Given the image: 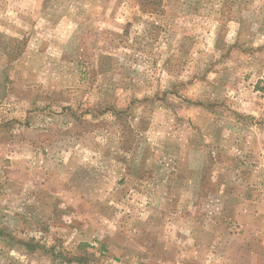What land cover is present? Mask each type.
<instances>
[{"label": "rangeland", "instance_id": "obj_1", "mask_svg": "<svg viewBox=\"0 0 264 264\" xmlns=\"http://www.w3.org/2000/svg\"><path fill=\"white\" fill-rule=\"evenodd\" d=\"M0 264H264V0H0Z\"/></svg>", "mask_w": 264, "mask_h": 264}, {"label": "trees", "instance_id": "obj_2", "mask_svg": "<svg viewBox=\"0 0 264 264\" xmlns=\"http://www.w3.org/2000/svg\"><path fill=\"white\" fill-rule=\"evenodd\" d=\"M137 2L143 12H150L158 8L160 0H137Z\"/></svg>", "mask_w": 264, "mask_h": 264}]
</instances>
